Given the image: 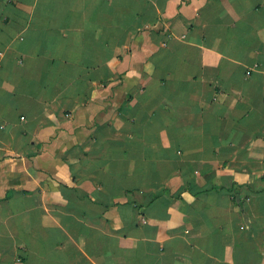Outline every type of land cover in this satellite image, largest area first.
I'll return each instance as SVG.
<instances>
[{"label":"crops","instance_id":"obj_1","mask_svg":"<svg viewBox=\"0 0 264 264\" xmlns=\"http://www.w3.org/2000/svg\"><path fill=\"white\" fill-rule=\"evenodd\" d=\"M0 264H264V0H0Z\"/></svg>","mask_w":264,"mask_h":264}]
</instances>
